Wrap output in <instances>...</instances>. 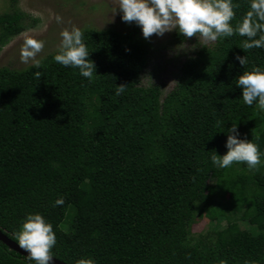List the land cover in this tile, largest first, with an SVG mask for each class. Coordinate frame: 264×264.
<instances>
[{
    "label": "trees",
    "instance_id": "obj_1",
    "mask_svg": "<svg viewBox=\"0 0 264 264\" xmlns=\"http://www.w3.org/2000/svg\"><path fill=\"white\" fill-rule=\"evenodd\" d=\"M231 2L235 27L251 0ZM30 19L15 2L0 13V51ZM81 31L91 80L55 62L57 51L39 68L0 67V229L18 242L27 214H42L56 234L52 255L67 264H264V155L253 170L210 160L228 151L232 126L264 154V112L235 85L264 69V47L243 49L239 34L199 44L163 96L141 83L150 52L134 32ZM204 213L230 222L194 239ZM0 264L35 261L0 241Z\"/></svg>",
    "mask_w": 264,
    "mask_h": 264
},
{
    "label": "clouds",
    "instance_id": "obj_2",
    "mask_svg": "<svg viewBox=\"0 0 264 264\" xmlns=\"http://www.w3.org/2000/svg\"><path fill=\"white\" fill-rule=\"evenodd\" d=\"M116 12L121 13L122 21L133 23L141 28L145 39L154 34L163 36L166 32L177 31L184 38L194 35L198 40L215 42L220 38L234 34L247 37L243 49L264 47V0H251L250 10L235 27L230 23L234 18V6L231 0H115ZM62 23V18L57 17ZM61 41L55 62L62 66L78 68L80 74L93 79L96 65L89 59L90 52L83 41V33L73 26L60 33ZM258 37V38H257ZM44 44L35 39H26L21 50L23 63L34 61ZM242 66H246V56H237ZM36 68L40 67L38 61ZM39 79L40 73H35ZM237 87L242 88L243 102L253 106L254 102L260 110H264V69L254 68L243 71L236 79ZM125 91L120 84L115 89L117 95ZM225 147L228 151L220 155L215 150L210 156L212 165L217 168H228L233 163H244L249 170L258 169L262 154L258 145L240 138L237 126L228 129ZM64 204V198L58 197L53 206ZM18 245L24 250L29 261L35 264H52V249L57 243L53 226L40 213H29L24 218L16 234ZM77 264H93L91 259L81 258Z\"/></svg>",
    "mask_w": 264,
    "mask_h": 264
},
{
    "label": "rangeland",
    "instance_id": "obj_3",
    "mask_svg": "<svg viewBox=\"0 0 264 264\" xmlns=\"http://www.w3.org/2000/svg\"><path fill=\"white\" fill-rule=\"evenodd\" d=\"M12 2L31 19L28 28L0 51V67L22 69L34 65L36 61L40 62L48 54L58 51L60 33L73 26L80 30L94 27L100 30L114 28L124 32L132 31L148 45L150 52L149 64L141 76L142 85L160 84L165 96L177 82L181 63L193 55L197 45L210 43L198 40L195 35L184 38L175 30L166 32L162 37L154 34L145 39L135 22L122 21V14L116 12L115 0H0V13L8 11ZM58 16L62 18V23L57 22ZM33 19L37 20L35 24ZM26 39L41 41L44 47L34 61L23 63L21 50ZM229 222L225 217L211 219L207 213L198 215L193 225L192 237H212L216 230L222 229ZM241 224L243 227L247 226L244 221Z\"/></svg>",
    "mask_w": 264,
    "mask_h": 264
},
{
    "label": "water",
    "instance_id": "obj_4",
    "mask_svg": "<svg viewBox=\"0 0 264 264\" xmlns=\"http://www.w3.org/2000/svg\"><path fill=\"white\" fill-rule=\"evenodd\" d=\"M0 241H2L4 244H6L10 249L20 253L21 255L26 256V253L24 252L23 249H21L18 245V242L14 241L13 239H11L6 233H4L1 229H0ZM52 264H67L66 262L53 257L52 260Z\"/></svg>",
    "mask_w": 264,
    "mask_h": 264
}]
</instances>
